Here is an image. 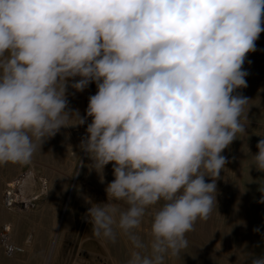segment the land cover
<instances>
[{
  "label": "clouds",
  "instance_id": "obj_1",
  "mask_svg": "<svg viewBox=\"0 0 264 264\" xmlns=\"http://www.w3.org/2000/svg\"><path fill=\"white\" fill-rule=\"evenodd\" d=\"M262 25L264 0H0V164H27L91 118L79 148L100 183L109 164L114 176L106 202L84 197L92 232L127 236L125 264H167L217 209L222 153L247 132L250 99L237 90ZM90 83L81 116L68 89ZM260 137L248 152L264 173Z\"/></svg>",
  "mask_w": 264,
  "mask_h": 264
},
{
  "label": "rangeland",
  "instance_id": "obj_2",
  "mask_svg": "<svg viewBox=\"0 0 264 264\" xmlns=\"http://www.w3.org/2000/svg\"><path fill=\"white\" fill-rule=\"evenodd\" d=\"M243 68L248 72V86L237 92L250 99L247 132L238 134V139L222 153L228 163L217 180V209L214 208L206 220H197L193 230L186 234L188 246L167 264H248L249 251L257 255L264 252V203L260 202L264 197V173L250 167L252 156L248 152L249 148L255 154L256 144L260 136H264V32L256 41V51L247 55ZM96 92L95 83H90L83 92L69 87V107L78 109L84 116L88 98ZM88 123L91 118L82 126L62 128L43 143L27 164H0V180L5 181L0 191L2 209L5 208L3 194L7 183L13 182L18 175L32 169L36 176L33 175V179L38 183V191L31 196L37 197L33 206L8 208L10 213L24 211L27 216H23L31 217L32 222L28 218L16 226L10 222L11 218L8 221L0 219V264H125L129 257L127 245L131 247L128 237L119 233L115 241L97 237L85 216L90 205L85 203L84 197L91 192L89 197L94 202H106V184L114 179L111 164L105 167L104 184L97 181L96 172L97 178L89 172L90 160L79 148ZM40 179L44 180V185ZM206 181L211 182L209 178ZM42 187L46 188L45 192ZM150 221L149 213L139 233L145 239ZM240 221L246 222V227ZM5 224L12 226L10 232H3ZM257 227L259 233L253 231ZM28 238L32 254L25 250L10 257L5 252L6 247H20ZM12 258L18 262H13Z\"/></svg>",
  "mask_w": 264,
  "mask_h": 264
},
{
  "label": "bare ground",
  "instance_id": "obj_3",
  "mask_svg": "<svg viewBox=\"0 0 264 264\" xmlns=\"http://www.w3.org/2000/svg\"><path fill=\"white\" fill-rule=\"evenodd\" d=\"M81 100V99H80ZM82 105V104H81ZM81 105H80V107H81ZM80 141V140H79ZM78 143V142H77ZM75 146V145H74ZM84 156H85V154H84ZM41 164V163H40ZM82 165V164H81ZM52 170V169H51ZM86 170V169H85ZM34 173V174H33ZM51 173V172H50ZM92 173H93V175L96 177V174H95V171H92ZM33 175L35 176V172H32V169L30 170V171H27L24 175H18V177H16L15 178V180L14 181H16V180H18V186H19V188H21V190H20V192L22 193V195H23V197L25 198V202L28 204V202L30 201V199H31V196H33L38 190L36 189L37 187H38V183L35 181V179H33ZM92 175V176H93ZM4 176H6L5 174H4ZM110 176H112V175H110ZM3 177V176H2ZM36 177V176H35ZM4 178V177H3ZM97 178V177H96ZM95 179V178H94ZM99 179V178H98ZM105 179H106V177H105ZM111 179H112V177H111ZM41 180V179H40ZM93 180V179H92ZM97 180V179H96ZM13 181V182H14ZM42 181V183H43V181L44 180H41ZM98 182H99V180H97ZM106 181V180H105ZM107 182H108V180H107ZM3 183H5V181L3 180V179H1L0 180V191H1V189H2V185H3ZM64 183V182H63ZM20 184V185H19ZM9 184L7 183V186H8ZM37 185V186H36ZM102 185V184H101ZM85 186V185H84ZM105 186V185H104ZM99 187V186H98ZM101 187V186H100ZM43 188V191L46 189L45 187H42ZM96 188V187H95ZM102 188V187H101ZM83 189H86V188H83ZM91 189H93V188H91ZM100 189V188H99ZM37 190V191H36ZM42 190V189H41ZM96 190V189H95ZM92 191H94V190H92ZM98 191V190H97ZM42 192V191H41ZM45 192V191H44ZM82 192V191H81ZM85 192V191H84ZM5 193V192H4ZM87 193V192H86ZM91 193V192H90ZM89 193V194H90ZM94 193H96V191L94 192ZM94 193H92V195H94ZM88 194V197L90 196ZM82 195H84V194H82ZM97 195V194H96ZM3 196H4V194H3ZM75 196V195H74ZM76 197V196H75ZM100 198H102V197H100ZM104 199V198H103ZM47 203V202H46ZM87 204V203H86ZM47 205V204H46ZM88 205V204H87ZM1 208V207H0ZM15 208V207H14ZM13 208V209H14ZM43 208V207H42ZM43 209H45V208H43ZM42 209V210H43ZM13 211V210H12ZM18 211V213H10L9 211H8V208L6 209V207L4 208L3 207V209L1 208V212H0V219H7V221L8 220H10V218H11V220L12 221H10L11 223H13L14 225H19L21 222H22V220H26V219H28V218H30L31 219V222H32V218L31 217H26L27 216V214L23 211V212H20L19 210H17ZM34 212H36V211H34ZM40 212V211H39ZM23 215H26V216H23ZM28 215H30V214H28ZM38 215V214H37ZM31 216V215H30ZM39 216V215H38ZM33 217H34V215H33ZM36 220V219H35ZM35 220H34V224H35ZM1 221V220H0ZM28 221V220H27ZM29 222H30V220H29ZM8 223V222H7ZM10 223V224H11ZM10 224H5L4 225V227H5V229H3L4 231L3 232H10L11 231V225ZM31 227H33V226H31ZM37 228V227H36ZM30 230H31V228H30ZM34 230H35V228H34ZM33 231V230H32ZM13 233V232H12ZM30 233H32V232H30ZM15 234V233H14ZM17 234V233H16ZM33 234V233H32ZM37 235V234H36ZM5 237H6V235H4ZM29 236H30V234H29ZM124 236V235H123ZM30 238H31V236H30ZM30 238H28L27 239V241L26 242H23L21 245H20V247H14L13 248V250L10 252L9 250H7L8 248L6 247V249H4L5 250V252H7V253H9V255H10V257L11 256H14V255H18L19 253H22L23 251H25V250H28V253L30 254H32V250H31V248H30V246L29 245H31V241H30ZM33 238V237H32ZM124 238V237H123ZM118 239V238H117ZM106 241V240H105ZM123 241H125V239L123 240ZM1 242V241H0ZM106 243V242H105ZM129 243V242H128ZM127 242H126V244H128ZM101 244H103V242H101ZM130 244V243H129ZM57 245V242H56V244H55V246ZM107 245V244H106ZM120 245V244H119ZM5 246H7V245H5ZM13 246V245H12ZM59 246V245H58ZM57 246V247H58ZM51 247V246H50ZM130 245L128 246L127 245V249H128V251H130ZM106 249H108V247L106 248ZM55 251H57V250H55ZM119 251V250H118ZM90 253V252H89ZM119 253V252H118ZM117 253V254H118ZM48 254V253H47ZM95 254V253H94ZM110 254V253H109ZM4 256L6 255V254H3ZM99 255V254H98ZM119 255V254H118ZM31 256V255H30ZM113 256V255H112ZM117 256V255H116ZM47 257V256H46ZM120 257V255L118 256V258ZM11 259V258H10ZM93 259V258H92ZM116 259V258H115ZM120 259V258H119ZM18 259H16V258H12V261L13 262H15V261H17ZM103 260V259H102ZM107 260V259H106ZM111 260V259H110ZM11 261V262H12ZM91 261V260H90ZM112 261V260H111ZM12 262V263H13ZM18 262V261H17ZM92 262V261H91ZM103 263V262H102ZM101 263V264H102ZM86 264V263H85ZM89 264H91V263H89ZM93 264V263H92ZM113 264H115V263H113ZM119 264V263H118Z\"/></svg>",
  "mask_w": 264,
  "mask_h": 264
},
{
  "label": "built area",
  "instance_id": "obj_4",
  "mask_svg": "<svg viewBox=\"0 0 264 264\" xmlns=\"http://www.w3.org/2000/svg\"><path fill=\"white\" fill-rule=\"evenodd\" d=\"M42 185H44V182ZM20 190L21 188L18 186V180L9 183L3 196V204L5 207L10 208L12 206L19 205V207L29 208L30 206L34 205L33 202L37 197L31 198L27 204ZM13 248L14 247H9L8 250L11 252Z\"/></svg>",
  "mask_w": 264,
  "mask_h": 264
}]
</instances>
